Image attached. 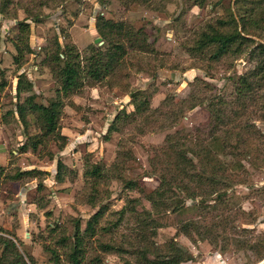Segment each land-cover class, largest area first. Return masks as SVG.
Here are the masks:
<instances>
[{"label":"rangeland","instance_id":"obj_1","mask_svg":"<svg viewBox=\"0 0 264 264\" xmlns=\"http://www.w3.org/2000/svg\"><path fill=\"white\" fill-rule=\"evenodd\" d=\"M189 4L188 0H150L145 6L130 0H10L6 13L0 14V82H7L0 88V120L7 123L8 137L5 165H0V228L16 233L21 249L31 253L38 264H71L68 252L75 224L78 221L85 232L88 220L99 210H104L103 215L95 235L87 240L90 247L84 264H91L86 262L95 256L101 259L99 264H144L145 241L138 234L145 232V222H149L147 211L153 212L148 216L153 222L146 243L161 255L176 242L192 254L187 264H264V256L260 258L264 246V236L260 237L264 233V138H254L243 127L248 121L264 132V121L257 111L259 102L250 105L249 111L233 102L235 78L246 74L255 62L247 51L212 59L213 46L195 48L210 25L229 16L234 0H208L202 7ZM99 14L123 23L140 39L146 37L153 50L128 49L114 74L96 86L86 83L78 94L65 99L66 103L76 102L67 104L61 119V134L69 138L67 142L54 137L38 151L20 153L26 137L16 113L19 74L25 72L37 100L48 103L56 96L58 83L44 59L55 39L62 45L74 44L82 54L94 46L106 48L102 39L95 43L101 37ZM19 22L30 27L25 31ZM253 37L263 41L259 34ZM16 45L32 48L21 67L14 62ZM137 91L150 96V110L134 119L121 117L106 139L116 116L135 109L131 95ZM28 94L20 95V100ZM221 98L224 104L220 106ZM203 100H214L226 120L232 121L217 130V141L212 136L207 103L190 109V104ZM28 118V131L34 134L38 131L34 117ZM170 134L196 161L195 148L216 142L212 154L230 171L221 184L226 186L221 189L222 197L213 195L199 203L178 192L185 202L181 210H152L146 195L159 184L158 162L170 160L159 149ZM59 160L68 166L62 182L56 179ZM87 161L104 165L105 171L113 163L119 164L113 172L106 171L109 175L98 193H92L85 180ZM32 168L42 173L16 177L19 171ZM126 180H132L135 189L127 188ZM122 208L126 213L120 221L115 212ZM191 220L198 222L199 229L188 227L189 238L182 229ZM101 242L118 249L104 251Z\"/></svg>","mask_w":264,"mask_h":264},{"label":"trees","instance_id":"obj_2","mask_svg":"<svg viewBox=\"0 0 264 264\" xmlns=\"http://www.w3.org/2000/svg\"><path fill=\"white\" fill-rule=\"evenodd\" d=\"M130 1L145 6L150 0ZM205 1L208 0H188L189 5L192 7H202ZM9 4L10 0L0 4V14L4 15L6 13ZM18 24L22 25L25 31L30 27L27 22H19ZM97 30L106 48L94 46L85 54H82V51L78 50L74 44L67 43L62 45L58 39H55L49 54L44 59L45 65L50 67L58 83L56 96L52 97L48 103L39 102L37 100L38 96L33 92L32 81L27 78L25 72L19 74L17 86L19 101L16 104V112L24 126V136L26 137V140L19 148L21 153L29 150L38 151L40 146L54 137H59L67 142L68 137L61 134V119L67 104H73L74 106L75 103L73 101L66 103L65 99L78 94L86 83L96 86L106 77L114 74L127 54L128 49L153 50L146 37L140 39L138 34H130V30L123 23L115 22L113 19L106 18L101 14L97 16ZM255 34H259L263 41H256L253 37ZM1 41L2 23L0 22V50ZM196 44L195 48L199 51L213 46L212 59H220L232 53L247 51L255 65L246 74L238 75L235 78L233 102L238 106L243 105L245 111H249L250 105L254 102H259L257 111L260 112L262 115L261 119L264 121V0H234V5L229 10V16L220 18L218 24L210 25L209 30L204 32ZM16 48L18 53L14 56V62L21 67L25 54L31 53L32 48L30 45H27L26 48L16 45ZM0 72L3 74L1 67ZM6 84L7 82L2 80L0 88L3 89ZM23 93L29 94L21 101L20 95ZM131 96L132 105L135 109L132 112L123 110L116 116L110 124L108 134L105 136L106 139H109L112 131L117 129V122L121 117L134 119L139 114L150 110V96H147V92L137 91L132 93ZM142 97L144 98L142 99ZM203 103H207V107L210 109V128H212L214 140L217 141V130L228 127L232 124V121L226 120L222 109L217 106L214 100L192 103L190 104V109H194ZM217 103L220 106L224 104L223 98L219 99ZM160 108H162V105L153 111H158ZM29 115L34 117V125L38 130L34 134L28 131L31 124V120L28 118ZM243 127L251 131V135L254 138H264V132L257 125H251L250 122L246 121ZM226 129L228 130V128ZM238 136L242 137L240 134ZM215 145H217L216 142H210L208 145L202 143L200 147L195 148L193 154L198 159L196 161L193 156H188V152L184 149L185 146L180 145L177 140L175 141L174 135L170 134L167 136L166 143L160 146L159 149L165 152L170 157V160L164 159L158 162L159 166L155 168L159 184L146 195L153 211L177 212L185 207L184 199L178 195V192L188 194L190 199H199V203L207 202L213 195H217L216 198L222 197L221 189L226 186L221 184L224 183L226 180L225 175H229L230 171L226 168L225 162H221L213 156L212 149ZM60 146L63 148L65 143L60 144ZM237 147L239 149L240 146ZM234 153L236 155L238 152L235 151ZM205 157H207V161L204 160ZM237 165L240 166V163L238 162ZM118 167V162H115L106 171L110 172L111 170L113 172ZM67 169L68 166L62 160H59L56 172L58 181H64ZM106 171L104 165L87 161L84 176L92 193H98L103 179L109 175ZM40 173L42 172L35 168L25 172L19 171L16 177L19 178L23 174L36 177ZM125 183L127 188L135 189V184H133L132 180H126ZM103 211L99 210L88 220L85 232L81 231L78 221L75 224V231L71 236L72 243L69 245L68 252V260L71 264H84L90 247L87 240L95 235ZM115 213L120 215V221H122L125 217L126 208H122ZM152 213V211L146 212L147 218L145 219H148L147 221L149 222H145V232L138 234L140 241H145V250L141 253L144 264H187L192 260L193 256L187 249L176 242H173L169 246L168 251L162 255L150 249L146 242L150 238L148 228L153 222L152 217L148 218V216ZM197 223L195 220L185 223L182 229L183 233L187 237L192 238V232L188 227L192 225V227L199 229ZM104 228L102 227L101 229L103 230ZM263 236L264 233L260 237L262 238ZM68 240L70 239L64 238V241ZM20 244L16 233L0 228V264H38L31 253L21 249ZM100 247L108 252L117 248L116 245L105 242H101ZM263 249L264 246L260 250V258L264 256ZM150 253L154 256L150 257ZM56 260H58V256ZM88 262L99 264L101 259L99 256H95L86 263Z\"/></svg>","mask_w":264,"mask_h":264},{"label":"crops","instance_id":"obj_3","mask_svg":"<svg viewBox=\"0 0 264 264\" xmlns=\"http://www.w3.org/2000/svg\"><path fill=\"white\" fill-rule=\"evenodd\" d=\"M74 103L76 104L75 101H74ZM6 129H7V123L0 120V165H2V166L5 165L3 161H5V159L7 157V151L5 150L6 145L4 144V142H6L8 140ZM21 144H23V143H21ZM13 152H15V151H13ZM23 153H26V152H23ZM32 169H35V168H32Z\"/></svg>","mask_w":264,"mask_h":264},{"label":"water","instance_id":"obj_4","mask_svg":"<svg viewBox=\"0 0 264 264\" xmlns=\"http://www.w3.org/2000/svg\"><path fill=\"white\" fill-rule=\"evenodd\" d=\"M101 39H102L101 37L96 38L95 43L96 44L99 43L101 41Z\"/></svg>","mask_w":264,"mask_h":264}]
</instances>
